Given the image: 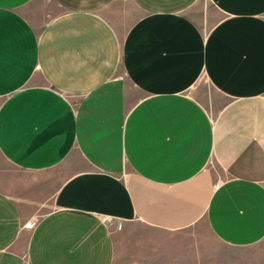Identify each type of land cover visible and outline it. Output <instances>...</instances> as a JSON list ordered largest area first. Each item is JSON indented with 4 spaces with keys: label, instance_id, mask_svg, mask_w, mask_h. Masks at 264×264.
I'll return each instance as SVG.
<instances>
[{
    "label": "crops",
    "instance_id": "0c3cea01",
    "mask_svg": "<svg viewBox=\"0 0 264 264\" xmlns=\"http://www.w3.org/2000/svg\"><path fill=\"white\" fill-rule=\"evenodd\" d=\"M199 1L0 0V264H264V0Z\"/></svg>",
    "mask_w": 264,
    "mask_h": 264
},
{
    "label": "rangeland",
    "instance_id": "374dc122",
    "mask_svg": "<svg viewBox=\"0 0 264 264\" xmlns=\"http://www.w3.org/2000/svg\"><path fill=\"white\" fill-rule=\"evenodd\" d=\"M205 11L213 13L209 1L200 0L198 4V18H201L202 12L205 13ZM207 89L210 91V87H206L204 90ZM0 167H7L1 158ZM49 210L50 206L48 205L33 217L27 223H33V227H29V229L33 230L38 221ZM112 231L116 242L115 264H194L184 258L178 257L176 253L178 249L183 244L190 243L191 239L213 237L204 221L199 222L197 226L190 229L172 234L157 232L147 228L138 221L114 223ZM172 253H175V255Z\"/></svg>",
    "mask_w": 264,
    "mask_h": 264
},
{
    "label": "built area",
    "instance_id": "2783aa9c",
    "mask_svg": "<svg viewBox=\"0 0 264 264\" xmlns=\"http://www.w3.org/2000/svg\"><path fill=\"white\" fill-rule=\"evenodd\" d=\"M28 228L30 227V228H32L33 227V223H29V224H27L26 225Z\"/></svg>",
    "mask_w": 264,
    "mask_h": 264
}]
</instances>
